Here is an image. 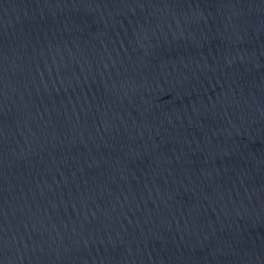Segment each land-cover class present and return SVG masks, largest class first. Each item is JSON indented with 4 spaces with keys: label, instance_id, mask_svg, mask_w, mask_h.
I'll list each match as a JSON object with an SVG mask.
<instances>
[{
    "label": "water",
    "instance_id": "water-1",
    "mask_svg": "<svg viewBox=\"0 0 264 264\" xmlns=\"http://www.w3.org/2000/svg\"><path fill=\"white\" fill-rule=\"evenodd\" d=\"M0 264H264V0H0Z\"/></svg>",
    "mask_w": 264,
    "mask_h": 264
}]
</instances>
